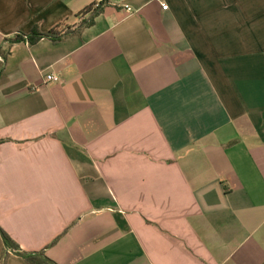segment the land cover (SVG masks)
Segmentation results:
<instances>
[{"label": "crops", "instance_id": "obj_1", "mask_svg": "<svg viewBox=\"0 0 264 264\" xmlns=\"http://www.w3.org/2000/svg\"><path fill=\"white\" fill-rule=\"evenodd\" d=\"M2 52L0 228L24 253L264 264V0H0Z\"/></svg>", "mask_w": 264, "mask_h": 264}, {"label": "trees", "instance_id": "obj_2", "mask_svg": "<svg viewBox=\"0 0 264 264\" xmlns=\"http://www.w3.org/2000/svg\"><path fill=\"white\" fill-rule=\"evenodd\" d=\"M71 31H67L65 33H57V29L52 30L50 33L48 34H43L40 33L39 31H34L32 36H29L27 39L30 42H37L43 38H51L54 41H58L60 39H62V37L67 36V34H69ZM11 43H17L19 41H24V39L22 37H15L12 40H9ZM1 57L3 58V61H0V76L2 74V71L4 69V63L8 57V53L6 52H2L1 53ZM1 143V141H0ZM1 229V228H0ZM2 230V229H1ZM2 232L4 233V246H5V250H4V256L5 255H9L10 252H15V253H20V254H24V259L26 260V262L28 264H54L52 262H50L45 256H44V252L38 253V254H27L24 253L22 251V249L20 248V246H18L14 240H12V238L6 233L4 232V230H2Z\"/></svg>", "mask_w": 264, "mask_h": 264}, {"label": "built area", "instance_id": "obj_3", "mask_svg": "<svg viewBox=\"0 0 264 264\" xmlns=\"http://www.w3.org/2000/svg\"><path fill=\"white\" fill-rule=\"evenodd\" d=\"M107 3V0H92V7L94 10H101L104 5ZM162 9L164 11H167L169 9V6L167 4L162 3ZM126 11L131 13L132 9L130 7L126 8ZM0 61H3V58L0 57ZM61 82V78L59 76H56L54 74H48L45 76V83H60Z\"/></svg>", "mask_w": 264, "mask_h": 264}, {"label": "water", "instance_id": "obj_4", "mask_svg": "<svg viewBox=\"0 0 264 264\" xmlns=\"http://www.w3.org/2000/svg\"><path fill=\"white\" fill-rule=\"evenodd\" d=\"M0 237L2 238V240L4 242V233L2 232L1 229H0ZM11 253H13V254H15L16 256H19V257H23L24 256V254H20V253H15V252H11Z\"/></svg>", "mask_w": 264, "mask_h": 264}]
</instances>
